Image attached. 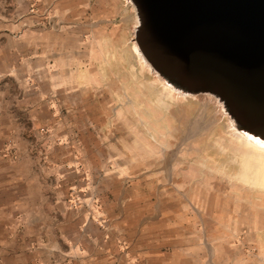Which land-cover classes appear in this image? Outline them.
<instances>
[{
  "label": "crops",
  "instance_id": "obj_1",
  "mask_svg": "<svg viewBox=\"0 0 264 264\" xmlns=\"http://www.w3.org/2000/svg\"><path fill=\"white\" fill-rule=\"evenodd\" d=\"M10 20L0 32V72L11 75L0 83V264H264V226L195 224L178 187L195 177L136 160V116L104 113L119 101L126 18H84L80 33ZM105 61L110 97L97 92Z\"/></svg>",
  "mask_w": 264,
  "mask_h": 264
},
{
  "label": "rangeland",
  "instance_id": "obj_2",
  "mask_svg": "<svg viewBox=\"0 0 264 264\" xmlns=\"http://www.w3.org/2000/svg\"><path fill=\"white\" fill-rule=\"evenodd\" d=\"M134 6L131 0H0V32L10 19L9 22H21V29L36 27L41 19L49 27L59 21L80 33L85 27L81 25L84 18H113L119 22L126 18L124 24H129V31L124 28L125 33L120 32L115 43L118 61H114L113 79L119 84V101L105 105L104 113L136 116V160L166 164L168 176H175L179 166L180 177H195V184L190 180L178 186L185 195V204L195 206V224L264 226V144L256 143L253 135L241 133L229 123L228 115L212 94L176 91L140 58L134 41L139 21ZM103 28L107 31H100V35L111 39L112 26L105 24ZM10 29L15 33V25ZM105 45L109 48V41ZM106 63L104 85L97 92L104 90L105 97H110L111 66ZM85 77L81 74V79L87 80ZM8 78L11 75L0 72V83ZM4 86L11 92L5 99L13 102L21 92L17 81ZM110 123L115 126L117 121ZM119 123L126 127L128 122ZM46 131L47 128L43 132ZM112 139L102 138L103 143ZM187 193L194 195L195 201H189Z\"/></svg>",
  "mask_w": 264,
  "mask_h": 264
},
{
  "label": "water",
  "instance_id": "obj_3",
  "mask_svg": "<svg viewBox=\"0 0 264 264\" xmlns=\"http://www.w3.org/2000/svg\"><path fill=\"white\" fill-rule=\"evenodd\" d=\"M142 58L264 138V0H131Z\"/></svg>",
  "mask_w": 264,
  "mask_h": 264
},
{
  "label": "bare ground",
  "instance_id": "obj_4",
  "mask_svg": "<svg viewBox=\"0 0 264 264\" xmlns=\"http://www.w3.org/2000/svg\"><path fill=\"white\" fill-rule=\"evenodd\" d=\"M134 9H136V11H137L136 6H134ZM137 24L139 25V21H138ZM138 25H137V26H138ZM136 48H137V52L140 54V58L143 57L142 54H141V52H140V50H139V48L137 47V44H136ZM143 61H144L145 63H147V64L151 67V69L154 70V71L159 75V77L162 78V80L164 81V83H165L167 86L172 87V88H173L174 90H176V91H179V92H180V91H181V92L184 91L183 93H185V94H189V91H188L187 89L184 90V88H182L180 85L175 84V83H172V82H171L168 78H166L164 75L160 76L159 72H158L156 69H154V68L149 64V62L146 61L144 58H143ZM175 88H176V89H175ZM177 89H178V90H177ZM224 112H225V110H224ZM225 113H226V112H225ZM228 119H229V123L234 124L235 126H237V127H238L237 130H239L241 133H243L244 131L250 133L249 131H247L246 129H244V128H243V127L237 122V120H236L233 116H228ZM239 127H240V128H239ZM240 132H239V133H240ZM250 134L253 135L254 140H255L256 143L261 144V145L264 144V138H262V137L259 136V135H255V134H252V133H250Z\"/></svg>",
  "mask_w": 264,
  "mask_h": 264
},
{
  "label": "built area",
  "instance_id": "obj_5",
  "mask_svg": "<svg viewBox=\"0 0 264 264\" xmlns=\"http://www.w3.org/2000/svg\"><path fill=\"white\" fill-rule=\"evenodd\" d=\"M42 130L44 131V128Z\"/></svg>",
  "mask_w": 264,
  "mask_h": 264
}]
</instances>
